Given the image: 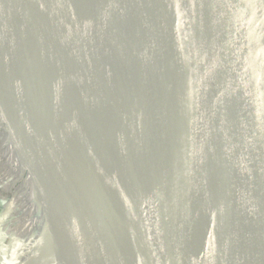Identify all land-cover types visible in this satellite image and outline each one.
Masks as SVG:
<instances>
[{
	"label": "water",
	"instance_id": "95a60500",
	"mask_svg": "<svg viewBox=\"0 0 264 264\" xmlns=\"http://www.w3.org/2000/svg\"><path fill=\"white\" fill-rule=\"evenodd\" d=\"M4 2L0 56L14 30L41 48L36 0ZM214 5L216 56L204 59L200 118L172 0H109L111 59L69 37L75 66L118 118L112 146L120 166L113 162L103 187H87L82 201L77 167L91 174L94 159L82 144L66 148L59 133L43 146L40 163L64 209L50 215L77 264H264V0ZM65 7L81 31L71 3ZM14 70L5 79L0 71V109L12 132L17 125L26 133Z\"/></svg>",
	"mask_w": 264,
	"mask_h": 264
},
{
	"label": "bare ground",
	"instance_id": "6f19581e",
	"mask_svg": "<svg viewBox=\"0 0 264 264\" xmlns=\"http://www.w3.org/2000/svg\"><path fill=\"white\" fill-rule=\"evenodd\" d=\"M67 1L72 5V12L81 31L74 27L70 19L65 7ZM172 2L185 35L189 85L193 105L200 118L205 96L204 59L213 60L216 56L218 23L214 0ZM36 4L39 23L37 37L41 48L18 33L20 46L14 56L1 60L0 71L4 69L1 78L5 79L8 71L12 69H15L14 73L17 68L21 70L25 61L22 95L25 96L28 107L25 111L29 114L30 108H34V117L41 124L43 157H46L43 146L56 139L59 133L58 138L66 148H69L70 142L83 145L88 151L83 153L86 160L94 159L93 162L97 165L91 174L89 168L77 167L82 183L80 200L84 201L88 198L87 187H103L109 167L113 162L115 164L112 142L118 118L111 105L98 92L97 84L75 66L77 62L69 47V37L84 42L107 59H111L110 52L115 47V40L110 25L109 0H36ZM82 30H86V33ZM13 38L14 33L5 48L6 51ZM7 132L8 122L0 134V166L8 168L7 171L4 169L5 173L15 165L20 155H27V149L23 146L19 147L20 150L15 149ZM120 140L124 147L126 140ZM78 158L81 156L77 155L74 159ZM14 199L17 202L23 201L20 195ZM195 233L196 229H193L190 234ZM190 242L194 248L195 239H190ZM245 253L250 261L251 253L247 249ZM75 263V260L70 262ZM253 263L256 264V261Z\"/></svg>",
	"mask_w": 264,
	"mask_h": 264
},
{
	"label": "rangeland",
	"instance_id": "374dc122",
	"mask_svg": "<svg viewBox=\"0 0 264 264\" xmlns=\"http://www.w3.org/2000/svg\"><path fill=\"white\" fill-rule=\"evenodd\" d=\"M0 3L5 2L0 0ZM7 16L3 6H0V26ZM13 33V41L7 51L4 49L6 52L3 51L1 54V60L14 56L20 46L17 30ZM25 72L24 61L23 68L14 73L18 84L15 95L23 101L22 109L27 110L25 96L22 95ZM27 120L29 129L26 133L17 125L13 133L8 117L3 116L0 109V134L8 122L7 136L14 142L15 149L21 146L29 149L27 155L22 157L20 155L16 159L15 165L7 173L4 169L7 171L8 168L0 166V202H2L0 203L2 205L0 207V264H70L78 251L74 249L65 253L56 249V241L59 246L63 245L64 235L59 230L62 229L61 226L59 227L60 222L57 220L54 222L50 214L63 213L64 209L58 193L54 187L50 188L48 185H54L52 176L50 175L49 178L48 171L44 169L43 163H40V158L46 162L47 158L42 156V152L37 155L35 149L29 144V141L34 140L37 144L36 150H41L40 122L34 117V108H30ZM27 135H30L31 139ZM17 195L22 196V202L14 199ZM45 215L47 226L40 219Z\"/></svg>",
	"mask_w": 264,
	"mask_h": 264
},
{
	"label": "crops",
	"instance_id": "0c3cea01",
	"mask_svg": "<svg viewBox=\"0 0 264 264\" xmlns=\"http://www.w3.org/2000/svg\"><path fill=\"white\" fill-rule=\"evenodd\" d=\"M45 217H46V216H45ZM45 217H44V218H45ZM40 219H42V223L44 222V225H46V226L48 225L47 222H46V221H47V218L43 219V218L40 217ZM67 220H68V219H67ZM68 223H69V225H70L69 220H68ZM70 228H71V230H72V226H71V225H70ZM72 231H73V230H72ZM56 249H57V250H60V251H63V252H65V253L67 252L66 249L62 247V245L59 246V243H57V247H56Z\"/></svg>",
	"mask_w": 264,
	"mask_h": 264
},
{
	"label": "trees",
	"instance_id": "16d2710c",
	"mask_svg": "<svg viewBox=\"0 0 264 264\" xmlns=\"http://www.w3.org/2000/svg\"><path fill=\"white\" fill-rule=\"evenodd\" d=\"M4 23L5 22H3V24L0 26V28L4 25ZM0 203H2V202H0ZM2 205L0 204V207H1ZM46 216V215H45ZM37 217V216H36ZM45 218H47V217H45ZM44 217H43V219H45ZM42 220V219H41ZM55 240V239H54ZM56 244H57V241H56Z\"/></svg>",
	"mask_w": 264,
	"mask_h": 264
}]
</instances>
